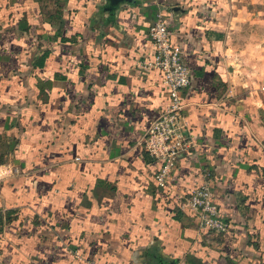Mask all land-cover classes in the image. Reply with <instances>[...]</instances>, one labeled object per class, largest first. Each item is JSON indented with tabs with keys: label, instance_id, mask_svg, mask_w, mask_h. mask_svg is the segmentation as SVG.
Here are the masks:
<instances>
[{
	"label": "crops",
	"instance_id": "obj_1",
	"mask_svg": "<svg viewBox=\"0 0 264 264\" xmlns=\"http://www.w3.org/2000/svg\"><path fill=\"white\" fill-rule=\"evenodd\" d=\"M160 10L195 144L169 184ZM207 175L229 232L181 208ZM264 264V0H0V264Z\"/></svg>",
	"mask_w": 264,
	"mask_h": 264
},
{
	"label": "built area",
	"instance_id": "obj_2",
	"mask_svg": "<svg viewBox=\"0 0 264 264\" xmlns=\"http://www.w3.org/2000/svg\"><path fill=\"white\" fill-rule=\"evenodd\" d=\"M148 36L154 47V56L150 61L141 62V67H152L161 72L162 81L168 87V99L151 121L141 144L150 156L161 160V166L153 177L158 186L166 187L179 157L191 153V148L195 146L182 100V92L190 82V72L182 60L181 49L171 41L165 16L160 10L150 23ZM180 206L196 214L202 228L218 233L229 232L231 225L221 215L213 199L207 175H203L198 185L186 191Z\"/></svg>",
	"mask_w": 264,
	"mask_h": 264
},
{
	"label": "water",
	"instance_id": "obj_3",
	"mask_svg": "<svg viewBox=\"0 0 264 264\" xmlns=\"http://www.w3.org/2000/svg\"><path fill=\"white\" fill-rule=\"evenodd\" d=\"M114 3H117V2H119V1H122V0H112ZM127 1H129V0H127ZM174 262H167L166 264H173Z\"/></svg>",
	"mask_w": 264,
	"mask_h": 264
}]
</instances>
